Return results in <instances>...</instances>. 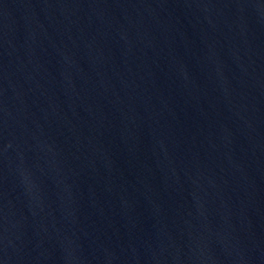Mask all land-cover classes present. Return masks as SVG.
<instances>
[{"label":"water","instance_id":"1","mask_svg":"<svg viewBox=\"0 0 264 264\" xmlns=\"http://www.w3.org/2000/svg\"><path fill=\"white\" fill-rule=\"evenodd\" d=\"M0 264H264V0H0Z\"/></svg>","mask_w":264,"mask_h":264}]
</instances>
